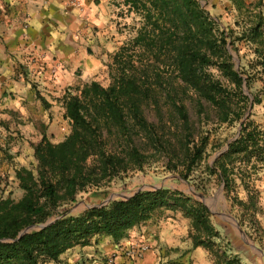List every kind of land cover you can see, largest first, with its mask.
<instances>
[{"label":"trees","instance_id":"trees-1","mask_svg":"<svg viewBox=\"0 0 264 264\" xmlns=\"http://www.w3.org/2000/svg\"><path fill=\"white\" fill-rule=\"evenodd\" d=\"M116 2L138 18L135 35L112 54L106 86L92 78L73 92L65 91L63 117L70 123L69 133L51 142L41 132L40 140L32 145L33 161L15 169L23 194L18 199L0 197V264L58 261L68 249L87 245L98 236L118 243L130 229L167 209L189 219L192 248L211 250L210 240L219 233L208 208L166 186L138 190L127 199L99 206L67 207L83 191L94 188L97 192L121 174L142 170L156 153L166 157V167L181 166L180 176L185 180L195 170L203 171L209 137L202 136L198 121L191 119L188 102L198 123L211 120L213 113L218 124H240L238 136L205 169L223 183L227 201L246 205L237 195H230L234 165L251 166L253 159H263L264 130L243 118L250 99L242 84L245 81L249 87L253 77L235 68L228 46L236 50L235 40L256 44L257 66L263 65L261 16L233 37L232 30L219 29L198 0ZM211 67L231 87L215 77ZM263 69L256 73L259 79ZM252 96V103L260 102L259 93ZM147 108L155 119L148 118ZM195 187L200 188V183ZM247 198L254 195L249 191ZM51 218L44 227L18 237L22 229ZM221 264L240 263L237 255L223 253Z\"/></svg>","mask_w":264,"mask_h":264},{"label":"rangeland","instance_id":"rangeland-1","mask_svg":"<svg viewBox=\"0 0 264 264\" xmlns=\"http://www.w3.org/2000/svg\"><path fill=\"white\" fill-rule=\"evenodd\" d=\"M198 1L208 14L218 22L219 29L232 30L233 37H238L243 28L254 22L257 17L262 15L264 17V0ZM118 7L117 12L120 18L117 29L118 35L121 37V40H118L121 41L119 44L121 45L135 35L139 20L133 13L125 11L124 6L120 5ZM235 41L234 47L236 50L231 46H228V50L235 68L248 71L253 77L250 81L252 83L250 87H247L245 81L242 84L243 92L250 99L251 95L258 90L254 83L260 81L256 73L260 71L261 66H257L258 62H256L253 51L256 44L242 40ZM111 62L112 56H106L103 70L94 75V78L104 86L109 82L108 65ZM209 70L224 84L231 87L214 67ZM262 79L264 80V72ZM250 101L251 107L249 109L250 104H248L245 112V114L248 113L246 117L264 130V99L259 103H252V99ZM188 106L191 119L199 122L198 116L189 102ZM146 113L149 119H155L154 112L149 108L146 109ZM211 115V120H204L202 123L196 122L199 132L202 133L201 135L207 134L209 137L204 150L205 159L201 164L203 171L197 169L190 179L185 180L180 176L181 166H178L177 169L166 167V157L163 154L156 153L149 157L142 170H133L121 174L120 177L114 178L107 186L97 189V192H94L96 190L94 188L83 191L78 194L77 202L67 207L72 208V210H80L87 206L99 205L111 194L112 200L124 199L125 197L120 194L128 196L138 188L151 190L156 186H166L170 189L182 191L195 200L202 202L208 208L211 214L210 219L219 233L218 237H213L210 240L211 250L199 246L202 250L191 253L192 256H189L195 260L192 261L193 258H189L187 264H221L223 253L226 256L237 255L240 264H264V155L263 159H253L251 166L238 163L234 165L236 169L234 170L235 176H233L234 181L231 185L230 195H237L238 198L246 201V205L239 206L227 201L223 183L216 176H209L205 167L211 165L215 155L228 145V141L239 131L240 124L236 121L231 125L218 124L213 118L214 114ZM22 122L19 119H11L10 121L11 133L13 134L10 136L11 146L8 154L15 159L6 158L5 162L0 159V197L10 196L13 199H18L22 196L23 190L18 187L15 169L28 165L33 161L32 145L38 142L39 137L27 133L19 134L15 127ZM49 124L48 121L47 127ZM52 125L50 131H53V133L51 136L47 135L51 142H58L63 139L69 133L71 127L67 119H60L57 124L53 123ZM195 183H200L201 187L197 189ZM243 183L248 184L245 187ZM249 191L251 195H254L253 199L247 198ZM239 207H242V209ZM146 223L147 226L150 225L152 230L146 228L145 231L138 232L135 229L136 227L130 229L128 234L117 243H122L118 251L107 250L111 243H114L109 236H98L92 238L87 245L88 248L92 247L93 249L96 248L95 245H98L102 249L99 253H86L82 251L85 245H75L65 251L58 261L44 264H131V262L135 264L138 259L143 257L144 253V251L140 252L138 250L139 243H153V240L159 242L157 229H160V227H164L162 229L163 234L167 236H171L173 230L176 231L182 244L181 246L164 249L161 253H163L166 260L156 264H180L179 258L186 251H192L191 238L188 236L190 230L189 219L184 217L181 212L167 209L163 211V214L151 218ZM139 236L142 241H139ZM106 237H109L110 240L106 241ZM126 241H128V244L124 243Z\"/></svg>","mask_w":264,"mask_h":264},{"label":"crops","instance_id":"crops-1","mask_svg":"<svg viewBox=\"0 0 264 264\" xmlns=\"http://www.w3.org/2000/svg\"><path fill=\"white\" fill-rule=\"evenodd\" d=\"M117 5L116 0H0L2 161L15 159L8 154L13 134L11 119L23 121L15 127L19 134H31L39 140L41 132L51 136L52 124L65 120L62 104L65 91L81 87L103 70L104 58L112 56L121 42L118 41L121 37L117 29L120 18ZM261 18L264 22L263 15ZM254 85L258 87L255 93H259L261 102L264 80L260 79ZM238 132L231 140L238 136ZM146 228L152 230L146 222L135 229L140 232ZM163 228L157 229L159 242L152 239L153 243H139L147 248L135 264L164 262L166 259L161 253L164 249L181 246L178 233L173 230L171 236H167L163 234ZM109 240L106 237V241ZM124 243L128 244V241ZM121 244L111 243L107 250L118 251ZM83 247L82 251L86 253L97 254L102 250L98 245L94 249L88 245ZM201 250L198 246L184 255L180 253L179 263H189V258H193L189 255Z\"/></svg>","mask_w":264,"mask_h":264},{"label":"water","instance_id":"water-1","mask_svg":"<svg viewBox=\"0 0 264 264\" xmlns=\"http://www.w3.org/2000/svg\"><path fill=\"white\" fill-rule=\"evenodd\" d=\"M245 84V83H244ZM250 105H251V103H250ZM248 115V113H246L245 115H244V117L243 118H245L246 116ZM230 141H232V140H229L228 141V143L230 142ZM227 147H228V145H226L222 150H220L216 155H215V158L218 156V155H220L222 152H224L226 149H227ZM155 188H158L157 186L155 187ZM154 188V189H155ZM138 190H141V188H138L137 190H135L134 192H136V191H138ZM133 192V193H134ZM132 193V194H133ZM131 194V195H132ZM120 195H123L125 198L124 199H127V198H129L131 195H128V196H126V195H124V194H120ZM110 200H112V194L111 195H109L103 202H101L99 205H103V204H106V203H108ZM99 205H93V206H99ZM87 207H92V206H87ZM50 221H52V218L51 219H49L47 222H45V223H43V224H40V225H33V226H29V227H26V228H24V229H22L19 233H18V237H20L22 234H24V233H26V232H28L29 230H31V229H34V228H42V227H44L48 222H50ZM17 237V238H18Z\"/></svg>","mask_w":264,"mask_h":264},{"label":"built area","instance_id":"built-area-1","mask_svg":"<svg viewBox=\"0 0 264 264\" xmlns=\"http://www.w3.org/2000/svg\"><path fill=\"white\" fill-rule=\"evenodd\" d=\"M146 248H147V247H146L145 245H143V244H141V245L138 246V250H139L140 252L145 251Z\"/></svg>","mask_w":264,"mask_h":264}]
</instances>
